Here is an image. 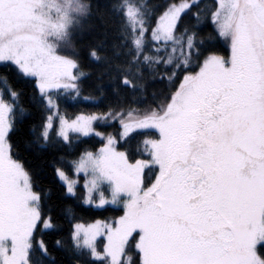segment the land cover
Returning a JSON list of instances; mask_svg holds the SVG:
<instances>
[{"label": "snow or ice", "instance_id": "1", "mask_svg": "<svg viewBox=\"0 0 264 264\" xmlns=\"http://www.w3.org/2000/svg\"><path fill=\"white\" fill-rule=\"evenodd\" d=\"M0 264H264V0H0Z\"/></svg>", "mask_w": 264, "mask_h": 264}, {"label": "trees", "instance_id": "2", "mask_svg": "<svg viewBox=\"0 0 264 264\" xmlns=\"http://www.w3.org/2000/svg\"><path fill=\"white\" fill-rule=\"evenodd\" d=\"M208 2L210 3L211 0H208ZM99 41H104L105 48L111 50V46L115 41V37L111 33H109L108 36H105L103 34L102 29L95 31V32L86 33L83 37V42L86 46L89 43H96ZM85 62H86L87 67L91 69L92 71V77L89 81H87V84H91L96 80L97 75H99L101 72L104 71L105 65L103 64V62L97 63L95 61H91L87 59V56H86ZM87 84H86L84 95L88 94ZM98 107H103V104H98V103H94L91 101L83 100L82 98H77V99L68 98L66 101L62 100L61 102V108L66 109L67 112L70 114L79 113L81 111L85 113L96 111ZM38 121H39V116L37 115L36 110L33 109L32 113L25 117L24 123L21 125V129L18 134V139L21 141V150L23 154L28 158V160L31 163H33L34 166H36L38 169H40L41 167L44 168V171L41 175V179L45 183H48L52 179L51 168L42 164V160L45 157L38 156L34 152L24 151L23 149V141L27 140L28 137L30 136V133H29L30 125L33 123H37ZM108 131H112V129H108ZM95 142H96L95 140H91L90 144L95 143ZM82 215L85 217L86 221L90 222L91 216L93 214L86 212V213H82ZM104 215L113 216V215H116V213L108 212V213H105Z\"/></svg>", "mask_w": 264, "mask_h": 264}, {"label": "rangeland", "instance_id": "3", "mask_svg": "<svg viewBox=\"0 0 264 264\" xmlns=\"http://www.w3.org/2000/svg\"><path fill=\"white\" fill-rule=\"evenodd\" d=\"M81 183H83V180L81 179Z\"/></svg>", "mask_w": 264, "mask_h": 264}]
</instances>
